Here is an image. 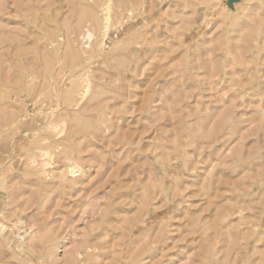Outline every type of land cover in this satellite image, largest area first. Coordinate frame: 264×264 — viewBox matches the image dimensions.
<instances>
[{
  "label": "rangeland",
  "instance_id": "374dc122",
  "mask_svg": "<svg viewBox=\"0 0 264 264\" xmlns=\"http://www.w3.org/2000/svg\"><path fill=\"white\" fill-rule=\"evenodd\" d=\"M226 1L0 0V264H264V0Z\"/></svg>",
  "mask_w": 264,
  "mask_h": 264
},
{
  "label": "bare ground",
  "instance_id": "6f19581e",
  "mask_svg": "<svg viewBox=\"0 0 264 264\" xmlns=\"http://www.w3.org/2000/svg\"><path fill=\"white\" fill-rule=\"evenodd\" d=\"M106 9H107V10L109 9V5L106 6ZM108 13H109V12L105 13V15L108 14ZM105 15H104V16H105ZM109 19H110V18L108 17V15H107V17H104V20H105V21H104V22H105V23H104L105 31L108 29V21H110ZM78 26H79V25H78ZM93 31H94V29H93ZM86 32H87V31H86ZM88 32H89V31H88ZM88 32H87V37H88L87 39H91V38H90V37H91L90 32H89V33H88ZM91 33H92V32H91ZM20 158H21V157H20ZM21 169H22V168H21ZM4 198H5V197H4ZM4 228H5V227H4ZM2 229H3V228H2ZM0 230H1V229H0ZM3 231H4V230H3ZM2 233H3V232H2ZM5 237H6V236H5ZM33 251H34V249H33Z\"/></svg>",
  "mask_w": 264,
  "mask_h": 264
},
{
  "label": "water",
  "instance_id": "95a60500",
  "mask_svg": "<svg viewBox=\"0 0 264 264\" xmlns=\"http://www.w3.org/2000/svg\"><path fill=\"white\" fill-rule=\"evenodd\" d=\"M237 0H227L226 4L228 7H232L233 3H235Z\"/></svg>",
  "mask_w": 264,
  "mask_h": 264
}]
</instances>
